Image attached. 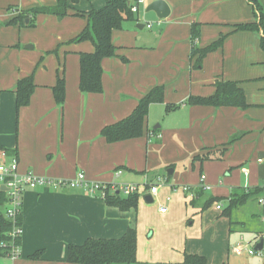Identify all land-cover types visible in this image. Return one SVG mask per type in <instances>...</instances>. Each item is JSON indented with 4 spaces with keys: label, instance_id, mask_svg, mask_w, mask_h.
I'll return each instance as SVG.
<instances>
[{
    "label": "crops",
    "instance_id": "obj_1",
    "mask_svg": "<svg viewBox=\"0 0 264 264\" xmlns=\"http://www.w3.org/2000/svg\"><path fill=\"white\" fill-rule=\"evenodd\" d=\"M106 1L68 0L66 16L39 14L35 27H20L7 22L21 10L52 6L57 0H0V145L17 156L21 173L72 179L84 172L90 181L119 184L146 180L156 184L157 176L167 181L155 194L146 188L138 207L127 211L80 189L28 188L21 207L20 256L0 255V264H77L67 261L70 244L119 238L129 226L138 231L133 264H182L185 253L203 255L211 264H264V248L256 260L251 257L256 253L233 251L247 242L256 249L264 240L261 192L234 208L231 216L223 214L233 193L264 186L263 31H232L233 24L256 21L254 4L165 0L170 14L157 24V14L146 11L152 1L148 0L140 5L137 20L125 21L113 32L118 55L102 61L103 91L85 93L79 87L80 53L93 51L94 45L67 41L87 24L75 12L102 8ZM258 1L264 12V0ZM149 22L154 23L152 28ZM192 23H201L200 47L229 33L201 68L192 67L190 60ZM54 49L57 52H50ZM63 64L66 98L60 106L52 86ZM32 73L36 88L30 103L17 110V82ZM216 79L238 81L251 106L182 105L174 121L170 116L167 121L160 118L167 103L214 93ZM157 85L165 86V102L150 106L146 125L148 130L160 129L161 136L151 137L147 130L141 137L108 142L102 128L130 114ZM152 115L157 116L154 121ZM230 141L222 158H216ZM209 152L215 158H195ZM2 153L0 160L8 163L12 155ZM118 168L123 174L117 177ZM203 174L210 188L197 195ZM2 185L0 199L8 198ZM184 186L190 189L185 191ZM150 194L152 202L145 199ZM211 196L227 200L203 208ZM7 205L8 201L4 212ZM38 250H43L40 259L29 257Z\"/></svg>",
    "mask_w": 264,
    "mask_h": 264
},
{
    "label": "trees",
    "instance_id": "obj_2",
    "mask_svg": "<svg viewBox=\"0 0 264 264\" xmlns=\"http://www.w3.org/2000/svg\"><path fill=\"white\" fill-rule=\"evenodd\" d=\"M255 6L256 21L233 24L232 31H263L260 39V46L264 51V12L262 5L258 0H249ZM130 2V4H129ZM138 0H107L106 4L99 9H91L89 11H76L75 15L86 18V26L68 43L91 41L94 45V50L91 52L80 53V80L79 87L82 92H102V61L107 57L117 56V46L113 43V32L123 28V24L128 20H137V13L131 9V4L137 3ZM11 8V7H10ZM70 5L68 0H57V3L52 6H36L29 9L21 10L7 24H18L20 27H35L36 18L39 14H54L59 17H64L68 14ZM201 23H192L191 25V53L190 60L193 61L194 68L203 66L204 58L218 48H221L229 33H222L216 40L209 45L200 47L198 38L200 36ZM57 52V49L50 51ZM49 52V53H50ZM121 59L127 60L125 56ZM40 61L38 62V64ZM215 91L210 95H190L182 103H167L166 111L170 112L180 108L182 105H208V106H233L238 108H248L250 103L247 101L246 94L238 81L216 79L214 81ZM36 88L33 73L22 77L17 82L16 87V106L17 110L20 107L28 105L31 96ZM55 101L58 105H63L66 98V80L65 66L57 76L56 83L52 86ZM165 86L157 85L147 92L137 103L135 108L126 117L106 125L102 128L101 134L108 142H117L132 138L141 137L148 130L146 121L150 106L153 103H164ZM149 136L160 137V129H149ZM232 141L224 144L218 152L216 158H222L228 145ZM0 151L5 152L8 156L14 153L4 146L0 145ZM211 152L204 155H197L195 158L200 160L215 158ZM17 157V156H16ZM197 195L203 193V188L199 187ZM263 188H256L245 193H233L227 206L223 210L225 216H231L234 208L243 204L248 197L259 192L262 193ZM142 193H134L128 196H122L110 193L105 197V202L108 205L116 206L123 211L137 208L139 199ZM225 197H209L203 208L210 207L214 202L225 201ZM8 198L0 199V255L8 256L11 250V235L10 231L13 228V223L2 210ZM17 224L22 225L21 214L16 218ZM6 243L7 245H3ZM15 243L20 245L21 237L15 239ZM138 251V233L137 229L129 226L127 231L119 238H88L82 244H70L68 246L67 261L77 264H133L137 262ZM43 250L34 252L29 257L32 259H40ZM182 264H211L207 258L200 254L185 253Z\"/></svg>",
    "mask_w": 264,
    "mask_h": 264
},
{
    "label": "built area",
    "instance_id": "obj_3",
    "mask_svg": "<svg viewBox=\"0 0 264 264\" xmlns=\"http://www.w3.org/2000/svg\"><path fill=\"white\" fill-rule=\"evenodd\" d=\"M148 0H138L137 3L131 4V9L133 12H138L140 5L147 4ZM161 23V19L156 22ZM149 28L154 26V23L149 22L147 24ZM3 154V153H2ZM6 154V153H5ZM3 154V155H5ZM261 162L262 159H259ZM123 174V169L118 168L115 171V176H121ZM248 175L249 172L245 171ZM206 175L201 176V187L203 189H209L210 185L205 183ZM157 183L152 184L146 180L144 183H111V182H99L90 181L86 178L84 172H79L76 177L72 179H52L49 177L38 176L32 172L21 173L19 171V162L16 157H11L8 163L0 160V183L5 185L8 194V205L6 207L5 213L7 217L13 223V228L10 231L12 241L10 243L11 250L8 256L11 258H17L20 256V245L15 243V239L21 237L22 226L17 224L16 218L21 214V207L23 202V193L28 188H37L39 186H53L54 188H69V189H80L91 195H97L105 199V197L115 192L122 196H128L134 193H142L146 188L149 189L151 194H155L158 190L160 184L165 183L167 178L165 176H157ZM185 191L189 190V186L183 187ZM263 191L258 198V202L264 208V186ZM218 208L221 205L218 204ZM166 208H161V211H165ZM7 245L6 243H2ZM235 253H242L247 251L249 254H255L260 252L253 248L250 243L238 244L233 248Z\"/></svg>",
    "mask_w": 264,
    "mask_h": 264
},
{
    "label": "water",
    "instance_id": "obj_4",
    "mask_svg": "<svg viewBox=\"0 0 264 264\" xmlns=\"http://www.w3.org/2000/svg\"><path fill=\"white\" fill-rule=\"evenodd\" d=\"M130 4V2H129ZM146 11H154L159 19H165L169 16L170 14V6L165 0H152L148 3L146 7ZM3 189H6L5 185H2ZM145 199L149 202L153 201L152 195H147ZM264 248V240H261L257 245L256 249L257 250H262Z\"/></svg>",
    "mask_w": 264,
    "mask_h": 264
},
{
    "label": "rangeland",
    "instance_id": "obj_5",
    "mask_svg": "<svg viewBox=\"0 0 264 264\" xmlns=\"http://www.w3.org/2000/svg\"><path fill=\"white\" fill-rule=\"evenodd\" d=\"M141 10H144V8L141 6ZM181 108H183V107H181ZM177 110V109H176ZM176 110H172V111H170V112H166L165 110L161 113V115H159V116H161L160 118L162 119V120H164L165 118H166V121L168 120V118H169V116H170V121H174V119H175V116L178 114V113H176L177 111ZM168 116V117H167ZM156 115L154 116V115H152V121H154L155 119H156ZM153 203H156V200H155V202H153ZM158 208V207H157ZM138 232V231H137ZM149 234H150V232H148ZM258 255H260V254H258V253H256L255 254V256H251V257H253V259L254 260H256V259H258Z\"/></svg>",
    "mask_w": 264,
    "mask_h": 264
}]
</instances>
